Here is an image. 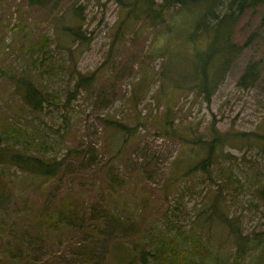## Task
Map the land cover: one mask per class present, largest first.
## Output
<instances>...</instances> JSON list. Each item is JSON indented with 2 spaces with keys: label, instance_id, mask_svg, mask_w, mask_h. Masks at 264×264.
Listing matches in <instances>:
<instances>
[{
  "label": "rangeland",
  "instance_id": "obj_1",
  "mask_svg": "<svg viewBox=\"0 0 264 264\" xmlns=\"http://www.w3.org/2000/svg\"><path fill=\"white\" fill-rule=\"evenodd\" d=\"M263 13L264 4L247 9L232 41L242 43ZM197 15L182 10L162 28H126L130 19L114 0H0V135L10 123L29 128L32 122L45 156L75 151L52 178L0 164V264H124L133 236L151 226L196 233L220 258L241 246L246 263L258 262L263 244L252 249L246 242L264 241V142L255 137L264 134V42L257 38L233 60L208 104L188 79L194 52L209 41L205 34L195 43L188 37ZM76 26L82 38L65 30ZM42 40L45 54L31 61L27 47ZM250 60L260 62L259 79L251 88L237 87ZM21 67L56 93L58 107L44 104L38 113L23 107L3 72ZM73 67L97 75L75 88ZM116 121L129 134L114 129ZM210 126L230 135L215 152L214 181L199 169L182 176L207 153L205 145L183 138L208 134ZM67 202L85 224L57 219L55 209ZM111 205L133 222L114 235L102 228Z\"/></svg>",
  "mask_w": 264,
  "mask_h": 264
},
{
  "label": "trees",
  "instance_id": "obj_2",
  "mask_svg": "<svg viewBox=\"0 0 264 264\" xmlns=\"http://www.w3.org/2000/svg\"><path fill=\"white\" fill-rule=\"evenodd\" d=\"M42 2L43 0H28L31 5H40ZM114 2L126 10V17L130 19L126 28L132 27L136 23L162 28L168 25L169 19L175 12L192 9L198 11L188 37L191 42L195 43L199 35L205 34L209 41L206 49L194 52L193 67H191L188 79L208 104L218 86L225 80L233 60L257 38L264 42V13L258 27L242 43L237 44L232 41L235 26L241 15L247 9L264 4V0H114ZM222 7H225L223 13L220 12ZM123 24L124 21L121 20L119 26L121 27ZM261 29L263 35L260 34ZM65 30L71 36L83 37L79 26L65 27ZM42 41L27 47L31 61L35 56H38V53L45 54L47 43L45 40ZM66 48L70 54V47ZM73 69L77 74L75 88L88 86L97 75V72L84 75L76 68L73 67ZM3 72L11 81L13 93L21 99L23 107L29 112H40L44 104L58 107L59 100L56 93L52 94L43 90L28 67H21L15 71L13 68H9ZM259 76L260 62L250 60L238 76L236 86L245 89L251 88L256 84ZM71 93V90L67 92V99ZM172 123L173 118L168 117L165 119L164 127L169 129ZM29 124L31 127L28 128L21 124L10 123L4 128L1 133L4 136L0 135V164L13 166L25 173L44 178L57 176L75 151L68 150L61 157L45 156L40 152V149L44 148L43 143L33 136V132L37 129L32 122ZM112 127L128 134L130 131L126 124L117 121ZM210 128L208 134L196 135L194 140L189 141V139L183 138L186 143L205 145L207 153L198 161L196 159L191 161L182 176L192 174L199 169L205 171L208 177L214 181L210 167L214 162L215 152L219 147H222L230 135L218 133L213 126ZM232 135L246 137L244 133H233ZM255 137L264 142V134H256ZM261 150L264 153V143ZM191 163L193 164L191 165ZM220 190L219 188L218 191ZM259 191L264 199V183ZM67 204L55 209L54 214L59 215L57 219H61V222H66L69 225L82 226L85 224L86 217L72 209L73 202H67ZM102 223L104 224L102 228L108 230L107 232L111 235L120 230L124 232L126 227L133 225L131 220L122 218L120 211H117L113 205L106 210ZM262 244L264 247V241L258 243L254 239H251V243L246 242V245L252 246V249L262 248ZM238 248L239 250L236 249L230 257L220 258L211 250L207 239L202 241L200 235L196 233L188 234L177 229L176 235H172L170 232L151 226V231L148 234H143L142 237L133 236L129 242L128 252L131 253L124 264L133 260H137L140 264H264V249L258 262L254 259L252 262L246 263L240 253L242 247ZM115 264H120L118 259Z\"/></svg>",
  "mask_w": 264,
  "mask_h": 264
}]
</instances>
